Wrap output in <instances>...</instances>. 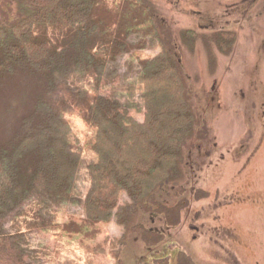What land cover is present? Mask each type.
<instances>
[{
    "label": "trees",
    "instance_id": "16d2710c",
    "mask_svg": "<svg viewBox=\"0 0 264 264\" xmlns=\"http://www.w3.org/2000/svg\"><path fill=\"white\" fill-rule=\"evenodd\" d=\"M13 1L18 11L10 16L3 9L0 16V86L16 78L27 92L32 88L30 102L11 131L0 136V264H39L26 257L23 233L3 230V225L20 204L45 196L79 202L92 220H107L116 213L117 222L125 224L142 206L162 212L167 224H175L184 200L168 205L164 191L182 176V147L195 129L196 116L178 45L162 18L143 0H119L114 13L103 0ZM183 33L188 39L194 36L188 29ZM223 33L217 34L221 46L219 39L229 38ZM154 48L138 58L136 78L121 96L100 90L106 84L102 78L115 73L121 54ZM85 77L91 98L82 116L95 129L90 144L96 158L86 164L89 180L80 195L74 188L80 153L71 144L64 99L53 93L64 86L76 105L89 97L88 88L73 86ZM131 109L142 112L141 119L130 114ZM122 192L125 202L119 201ZM118 241L82 242V264H97L94 256L105 252L104 243L111 249ZM108 252L113 261L101 264H120L116 250ZM178 257L195 264L182 252ZM42 264L81 263L55 249Z\"/></svg>",
    "mask_w": 264,
    "mask_h": 264
},
{
    "label": "rangeland",
    "instance_id": "374dc122",
    "mask_svg": "<svg viewBox=\"0 0 264 264\" xmlns=\"http://www.w3.org/2000/svg\"><path fill=\"white\" fill-rule=\"evenodd\" d=\"M143 1L162 18L178 45L188 98L196 116L195 129L182 147V176L178 184L164 191V203L168 205L179 198L184 200L179 220L167 224L162 212L145 211L142 206L128 215L125 224L117 222L116 213L107 220H92L86 217L79 202L52 201L54 197L45 196L43 201L20 204L3 230L22 232L26 257L39 264L47 262L55 249L61 255L78 258L82 264L86 254L81 243L105 238L119 241L111 249L108 242L104 243L105 252L94 256L97 264L113 261L108 249L116 250L120 264H187L178 257L177 250L196 264H215L210 260L209 244L201 236L192 241L188 220L193 210L202 205L206 210L212 209L217 203L227 205L222 220L227 230L244 234L242 238L248 243L244 256L235 250L246 259L242 263L258 259L264 264V0ZM102 3L114 13L119 0ZM3 9L10 16L18 11L13 0H0V16ZM187 29L194 34L190 39L183 33ZM220 31L229 37L226 41L219 39L225 46L219 45ZM154 50L130 49L121 54L115 73L102 78L101 83L106 84L100 90L121 96L126 84L136 78L138 58ZM87 79L80 82L77 78L73 83L77 88H88L89 94L76 105L64 86L53 93V97L64 99L63 114L70 125L71 144L80 153L74 178V188L80 195L89 180L86 164L96 158L90 144L95 129L82 116L83 107L91 98ZM17 81L10 79L0 86L3 137L30 102L32 86L27 92ZM130 114L142 117V112L135 109ZM248 193L259 204L238 207L237 201ZM126 200L122 192L119 201ZM143 226L149 229H142ZM231 247L229 252L236 248ZM231 254L228 253L227 260Z\"/></svg>",
    "mask_w": 264,
    "mask_h": 264
},
{
    "label": "flooded vegetation",
    "instance_id": "af4514ba",
    "mask_svg": "<svg viewBox=\"0 0 264 264\" xmlns=\"http://www.w3.org/2000/svg\"><path fill=\"white\" fill-rule=\"evenodd\" d=\"M256 199L257 198H255L251 193H248L237 201V205L238 207H244L245 205L255 207L259 204L258 199ZM208 207L209 203L207 204V208ZM220 208H223V210L221 211ZM226 208L227 205L222 206L215 203L214 208L212 207V209L208 208V210H206L202 205V208L193 210L188 220V227L192 232L191 239L194 241L201 236L204 243L207 245L209 244L208 246L211 247L210 251L212 255L210 256V260L214 262L216 261L215 264H243L242 261L246 259L244 257L240 258L239 255L235 253V250L238 249L244 256L248 243L244 237L242 238L244 234L229 231L223 224V213L227 210ZM234 246L236 248H234ZM229 247L234 249H230L229 252ZM228 253L232 254L227 260L226 257ZM176 254H179L178 250ZM232 255H234V257ZM249 264H260V261L258 259H254L253 262Z\"/></svg>",
    "mask_w": 264,
    "mask_h": 264
}]
</instances>
